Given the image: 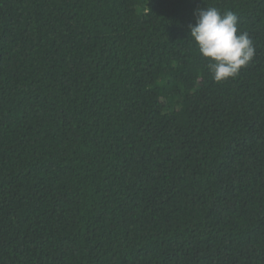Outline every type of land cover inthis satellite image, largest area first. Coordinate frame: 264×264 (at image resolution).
<instances>
[{
	"label": "trees",
	"instance_id": "1",
	"mask_svg": "<svg viewBox=\"0 0 264 264\" xmlns=\"http://www.w3.org/2000/svg\"><path fill=\"white\" fill-rule=\"evenodd\" d=\"M0 264H264V0H0Z\"/></svg>",
	"mask_w": 264,
	"mask_h": 264
},
{
	"label": "clouds",
	"instance_id": "2",
	"mask_svg": "<svg viewBox=\"0 0 264 264\" xmlns=\"http://www.w3.org/2000/svg\"><path fill=\"white\" fill-rule=\"evenodd\" d=\"M195 23L189 25L190 37L200 54L208 59L213 79L219 83L236 78L256 55L253 41L239 32L238 17L232 11L223 13L216 7L194 10Z\"/></svg>",
	"mask_w": 264,
	"mask_h": 264
}]
</instances>
